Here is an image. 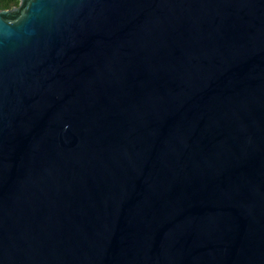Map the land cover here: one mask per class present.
Instances as JSON below:
<instances>
[{"label":"water","instance_id":"95a60500","mask_svg":"<svg viewBox=\"0 0 264 264\" xmlns=\"http://www.w3.org/2000/svg\"><path fill=\"white\" fill-rule=\"evenodd\" d=\"M0 264H264V0L0 9Z\"/></svg>","mask_w":264,"mask_h":264},{"label":"trees","instance_id":"16d2710c","mask_svg":"<svg viewBox=\"0 0 264 264\" xmlns=\"http://www.w3.org/2000/svg\"><path fill=\"white\" fill-rule=\"evenodd\" d=\"M20 3V0H0V9L12 8Z\"/></svg>","mask_w":264,"mask_h":264}]
</instances>
